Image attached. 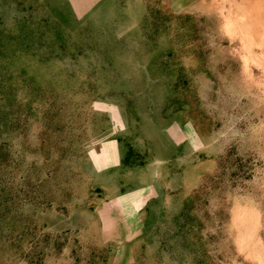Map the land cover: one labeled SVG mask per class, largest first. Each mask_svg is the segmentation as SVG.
Here are the masks:
<instances>
[{"label":"rangeland","instance_id":"rangeland-1","mask_svg":"<svg viewBox=\"0 0 264 264\" xmlns=\"http://www.w3.org/2000/svg\"><path fill=\"white\" fill-rule=\"evenodd\" d=\"M242 7L264 16V0H0L5 59L23 22L43 31V45L21 42L26 58L52 57L34 91L14 67L0 72V264H262L234 221L241 206L255 210L264 245V67L252 58L264 44L224 26ZM165 15L155 50H131ZM160 53L168 70L149 69ZM94 70L96 88L81 85ZM57 71L63 85L77 74L73 88L44 87ZM130 149L144 165L124 164Z\"/></svg>","mask_w":264,"mask_h":264},{"label":"trees","instance_id":"trees-1","mask_svg":"<svg viewBox=\"0 0 264 264\" xmlns=\"http://www.w3.org/2000/svg\"><path fill=\"white\" fill-rule=\"evenodd\" d=\"M70 12V11H68ZM177 17H179L180 19H182V21L186 22V24L184 25V29L187 30V24L188 23H191V21L193 20V17L191 15H178ZM63 21V20H62ZM169 21V16L168 15H165V16H162V17H154L151 19V28L149 31H146L144 32L143 34H141V38L138 39V35L136 34V36H134L135 40L138 41L135 42V45L132 47L131 50H134V51H137L138 48L136 47V45H140V46H143V47H149L148 50L146 51V53H152L156 46H157V43H156V35L158 34V28L163 26L164 28L166 27V22ZM60 24V23H59ZM110 25V24H109ZM20 26V25H19ZM23 31L24 35L21 36L20 34H18L16 36V38H21V42L24 43V40L27 38V37H35L36 39L38 38V40L40 41V45H43L42 43V38H43V31H38L36 28H33V27H30L28 26L26 23H22L21 24V27L19 28ZM86 30H88L89 28H85ZM195 30V28H194ZM104 32H107L108 34V38H107V42H112V41H115V35L111 33V28L110 27H104ZM45 33V32H44ZM55 38L58 39L60 42L59 43V46L61 49H64L66 47V42H67V39L66 37L62 34V32L60 31H57L56 32V35H55ZM125 40V37L124 38H121V39H118L117 41L119 43H122L123 41ZM21 42H19L20 44H18V47L16 49L13 50V54L14 56H11V60H6L5 58L7 57V55H5L3 53V50L0 49V57L1 58H4L5 60H0V72H4L5 70L9 71L10 70V67H14L13 70H16L17 73L15 74V78L16 79H19V78H22V81L21 82H26V81H29L30 83H33V89L32 91L37 90L38 88H41L42 87V84L41 83L42 81L41 80H36V77L35 75H39L38 72L40 71L39 69H37L38 67H40L41 65H43L45 62H46V65H48V62L51 60V56H42V57H39V59L34 62V63H31L29 61V58H26L28 57V53H27V50L30 48H26L24 47L22 44L21 45ZM116 46L117 45V42H113ZM128 42H124V44L122 45V56L126 55V51L128 50L129 46H128ZM39 47V46H38ZM167 55H171L172 54V49H169V51L167 53H165ZM164 54V55H165ZM65 55V54H63ZM73 59H75V55H72ZM33 61V59H32ZM113 62H114V58H111L109 59V63L110 65H113ZM159 63H162L165 67V69L168 70V66H169V62L167 60H165L163 58V54L160 53V54H155L153 55L152 57H150L149 59V69L152 68L153 65L155 64H159ZM48 67V66H47ZM130 67H133L132 64L130 62H128L127 60H124L122 61V79L124 77H127V70L126 69H130ZM37 69V70H35ZM144 68H143V65L142 64H136L134 63V70L138 73L140 71H142ZM34 70V72L30 75L29 72ZM53 71V70H51ZM135 72V73H136ZM9 74V72H7ZM50 73V72H49ZM95 70L93 73H90L89 76L86 78V80H83L81 82V85H83L84 83H86L90 88L94 87L96 88V81H93V79H90L92 76H94L95 74ZM26 74L28 76H26ZM35 74V75H34ZM61 71H57L53 74V76L51 75V77H48L47 79H44L45 81V85L44 87H46L47 90H49L50 92H53L55 91L57 88H55L56 86H64L66 88H68V86H70L71 88H73V86H71L72 84V79L75 78V76L77 74L75 73H71L70 75H68L65 79V84L63 85V81H60L61 80ZM6 79H9V78H13V74L12 75H8V77H5ZM156 82V81H155ZM18 84V82H16ZM154 83V82H153ZM16 84V85H17ZM16 85H14L13 87H16ZM2 86V80H0V87ZM8 87L12 88V85H8ZM70 89V88H69ZM84 90H87V89H84ZM150 100H155V97L154 95L150 96ZM129 103V106H128V114L133 112V110H135V106L133 103H132V99H129L128 101ZM170 104L167 103L165 106H164V111L168 110ZM133 108V110L131 109ZM142 158V156L140 155V153L137 151L135 153H133V150L130 149L129 152H128V155L127 157L124 159V164L132 167L135 165V161H131V158H133V160H136L139 159V158ZM140 158V159H141ZM145 161L144 160H140V162L138 164L140 165H144ZM97 190H101L100 188L97 189Z\"/></svg>","mask_w":264,"mask_h":264},{"label":"bare ground","instance_id":"bare-ground-1","mask_svg":"<svg viewBox=\"0 0 264 264\" xmlns=\"http://www.w3.org/2000/svg\"><path fill=\"white\" fill-rule=\"evenodd\" d=\"M224 17V26L229 35L240 36L245 46L248 47L252 45L263 46L264 16L261 15L259 9L242 7L240 14H235L229 9ZM257 37L260 39L257 40ZM252 58L264 67V51L258 56L252 55ZM249 60L250 57L246 55V61L248 62ZM234 221L238 225L239 230V238L236 242H239L242 250L247 251L246 253H248L250 259L264 264V245L257 234V230L260 228L258 213L248 207L241 206L235 211Z\"/></svg>","mask_w":264,"mask_h":264}]
</instances>
